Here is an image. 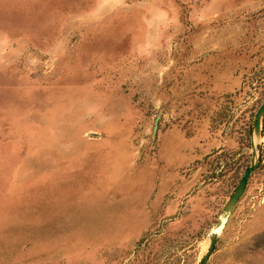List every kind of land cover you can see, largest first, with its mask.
I'll list each match as a JSON object with an SVG mask.
<instances>
[{
    "label": "rangeland",
    "instance_id": "rangeland-1",
    "mask_svg": "<svg viewBox=\"0 0 264 264\" xmlns=\"http://www.w3.org/2000/svg\"><path fill=\"white\" fill-rule=\"evenodd\" d=\"M264 0H0V264H264Z\"/></svg>",
    "mask_w": 264,
    "mask_h": 264
},
{
    "label": "water",
    "instance_id": "water-1",
    "mask_svg": "<svg viewBox=\"0 0 264 264\" xmlns=\"http://www.w3.org/2000/svg\"><path fill=\"white\" fill-rule=\"evenodd\" d=\"M264 116V102L261 104L259 107L256 115H255V125H254V136L257 137L261 135L262 130H261V121ZM254 169V165H250L246 170L245 174L240 182V185L238 186L237 190L235 191V194L233 197L230 199L222 213L220 214V217L215 224V226L212 229V237H211V243L208 251L206 254L203 256L200 264H206L207 260L209 259L210 255L212 254L216 241H217V236L222 229L223 225L225 224L228 216L230 215L233 207L235 206L236 202L238 201L239 197L241 196L242 192L244 191L248 176L250 175L251 171Z\"/></svg>",
    "mask_w": 264,
    "mask_h": 264
},
{
    "label": "crops",
    "instance_id": "crops-1",
    "mask_svg": "<svg viewBox=\"0 0 264 264\" xmlns=\"http://www.w3.org/2000/svg\"><path fill=\"white\" fill-rule=\"evenodd\" d=\"M255 222L259 224V232H264V207L255 213Z\"/></svg>",
    "mask_w": 264,
    "mask_h": 264
},
{
    "label": "trees",
    "instance_id": "trees-1",
    "mask_svg": "<svg viewBox=\"0 0 264 264\" xmlns=\"http://www.w3.org/2000/svg\"><path fill=\"white\" fill-rule=\"evenodd\" d=\"M263 135H264V128H263Z\"/></svg>",
    "mask_w": 264,
    "mask_h": 264
}]
</instances>
